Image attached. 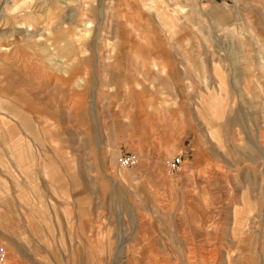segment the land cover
<instances>
[{
    "label": "rangeland",
    "instance_id": "1",
    "mask_svg": "<svg viewBox=\"0 0 264 264\" xmlns=\"http://www.w3.org/2000/svg\"><path fill=\"white\" fill-rule=\"evenodd\" d=\"M0 246L264 264V0H0Z\"/></svg>",
    "mask_w": 264,
    "mask_h": 264
},
{
    "label": "built area",
    "instance_id": "2",
    "mask_svg": "<svg viewBox=\"0 0 264 264\" xmlns=\"http://www.w3.org/2000/svg\"><path fill=\"white\" fill-rule=\"evenodd\" d=\"M139 161V157L134 152H127L120 154L118 157V163L122 167H133L137 165ZM182 164V157L179 155H175L172 158L167 160L166 163V172L168 175H172L176 172ZM7 261V253L3 246H0V264H6Z\"/></svg>",
    "mask_w": 264,
    "mask_h": 264
},
{
    "label": "bare ground",
    "instance_id": "3",
    "mask_svg": "<svg viewBox=\"0 0 264 264\" xmlns=\"http://www.w3.org/2000/svg\"><path fill=\"white\" fill-rule=\"evenodd\" d=\"M11 1V0H10Z\"/></svg>",
    "mask_w": 264,
    "mask_h": 264
}]
</instances>
